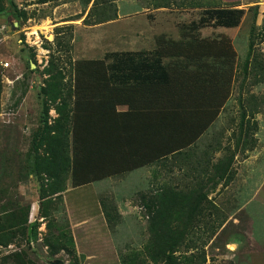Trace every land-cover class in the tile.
Returning a JSON list of instances; mask_svg holds the SVG:
<instances>
[{
	"label": "rangeland",
	"instance_id": "obj_1",
	"mask_svg": "<svg viewBox=\"0 0 264 264\" xmlns=\"http://www.w3.org/2000/svg\"><path fill=\"white\" fill-rule=\"evenodd\" d=\"M211 7L244 13L235 27L199 30L203 37L230 39L235 71L231 94L200 141L201 149L211 146L210 167L193 169V183L189 169L178 176L185 177L176 188L193 192L190 205L197 208L186 211L192 220L180 227L185 236L174 256L192 264H264V0H169L159 7L153 0H117L115 16L95 24L84 21L89 7L77 0H0V264H120L119 254L143 247L152 235L158 186L151 182L123 202L112 187L118 178L108 175V159L110 178L69 189L65 204L64 191L57 196L47 187L51 179L41 163L49 149L43 136H58L70 110L75 60L152 51L156 37L180 39ZM14 8L22 13L18 19ZM175 62L182 67L187 61ZM228 81L219 77L216 83ZM224 156H232V166L222 178L211 164ZM101 201L116 206L113 230ZM139 201L150 208L148 218L136 210ZM66 225L78 241L75 253L53 245L52 235Z\"/></svg>",
	"mask_w": 264,
	"mask_h": 264
},
{
	"label": "trees",
	"instance_id": "obj_2",
	"mask_svg": "<svg viewBox=\"0 0 264 264\" xmlns=\"http://www.w3.org/2000/svg\"><path fill=\"white\" fill-rule=\"evenodd\" d=\"M60 0H36L38 3ZM76 1V0H62ZM89 7L84 19L89 24L107 21L116 14L117 0H77ZM155 7L169 5V0H153ZM14 5V4H13ZM16 19L22 14L14 8ZM244 9L235 7H211L202 10L198 20H193L181 32V38L174 40L159 35L156 47L152 51H122L107 53L100 59H78L73 63V78L69 95L72 105L60 124L59 135L52 139L43 136L49 149L48 157L43 160V170L50 177L48 189L50 194L61 195L66 190V180L70 178L72 187L96 182L107 177V161L110 160V173L113 172L111 137V113L121 104H128L129 109L118 112L124 143L129 162L122 166L134 169L145 165L150 159L171 153L190 145L218 115L223 99L228 96L230 80L234 79L236 51L227 36L207 38L199 35L202 27H235L239 25ZM184 37V39H183ZM186 60L185 71L175 62L176 58ZM110 60H107L109 59ZM211 58L225 63V70L216 68V82L222 77L226 81V94L218 102L213 97L205 96L213 112L206 114V121L194 123L191 120L194 94L198 91L197 82L188 78L195 71L189 66L199 60ZM167 59V61H165ZM200 65V64H199ZM210 69L205 70L206 73ZM199 84V82H198ZM216 87L218 83H216ZM223 84V82H221ZM200 85V84H199ZM219 87V86H218ZM144 93L145 102L149 105L146 116L149 124L139 132V141L128 135L127 118L130 109H139L142 105H131L129 92ZM148 94H147V93ZM167 94V103L154 107L153 99L163 93ZM218 93V90H217ZM207 97H209L207 99ZM64 108V104L62 105ZM64 112V110H62ZM147 121L144 123L146 124ZM146 128H152L145 134ZM137 144V145H135ZM138 155L139 158H135ZM232 156L220 157L211 167L220 177L230 175ZM46 190V188H45ZM155 199L157 209L151 219V237L142 248L130 249L126 254H119L120 264H192L189 258L184 261L176 258L174 252L185 236L181 226L190 225L196 207L190 202L182 201L180 190L174 186H163L157 191ZM190 200V198H188ZM192 199V198H191ZM105 221L112 230L118 221L116 206L100 202ZM145 207V203H141ZM147 207V206H146ZM145 207L149 213L150 208ZM114 211V216L111 212ZM187 211V213H186ZM147 213V214H148ZM60 228L52 235L56 249L76 252L75 242L69 226ZM83 256V254L81 255Z\"/></svg>",
	"mask_w": 264,
	"mask_h": 264
},
{
	"label": "crops",
	"instance_id": "obj_3",
	"mask_svg": "<svg viewBox=\"0 0 264 264\" xmlns=\"http://www.w3.org/2000/svg\"><path fill=\"white\" fill-rule=\"evenodd\" d=\"M203 37V36H201ZM135 51V50H134ZM139 51V50H137ZM199 63H191L189 68L193 69L195 71L194 75L189 76L190 80L197 82V88L198 91L194 94L193 100V110L191 111V120L194 123L205 122L206 114L212 111L213 112V105H209L207 103V100L203 99L205 96L213 97L214 100H217L218 102L221 100L222 96H225L226 94V83L223 82V84H218L216 87V79L214 71L217 68L218 71L225 70V63L221 64L219 61L216 65V61L211 58H204L202 60H199ZM200 64V65H199ZM216 65V66H215ZM182 71H180V74L184 72L185 65L182 66ZM210 69V71H213L212 74L208 71V73L205 72V70ZM199 82V84H198ZM138 90V89H137ZM135 91L127 90V93L129 92V95H126L129 97L131 105L134 107L137 104L142 105L141 108L134 110L130 109L132 113L127 118V132L128 135L134 136L135 141L138 142L139 139V132H141L142 128L145 127V125L149 124L147 121L148 115V109L145 108V106L149 105L148 101L145 102V92L141 93V95H137ZM218 90V93H217ZM147 93V92H146ZM148 94V93H147ZM230 91L227 97H225L223 100V104L219 110V113L223 106L225 105L226 101L228 100L230 96ZM167 94L166 92L163 93V98L161 94L158 98H154V104H151L150 106H154L156 108L161 107L162 103H167ZM209 97H207L208 99ZM129 109L128 104H121L116 107L115 113H111V137L113 139L111 154H112V160H113V172L116 171L117 173L113 174L110 177L118 178L113 180L112 187L118 189V194L123 195L125 199L123 202L128 203L129 199L128 197L133 195L135 192L143 190L149 186H152L150 183H154L155 186H158L160 189L163 186H174L177 187L180 186V182L178 180H182V178H178L180 173L184 171V169H189L186 174L191 175L189 179L193 180L192 183L197 179L196 176H192V170L198 169L199 172H203L206 169L210 167V163L212 158L210 157V148L211 146L209 143L201 149L200 141L203 139V137L206 135V133L209 131L211 126L216 121L218 115L209 123V125L204 129V131L193 141L190 145L186 147H182L181 149H178L176 151H173L171 153H167L165 155H161L158 158L150 159L149 162L145 163V165L137 167L132 169L129 164L128 168L125 169L122 164L126 161L129 162L130 157L127 153V148L124 143V137H123V131L121 128L118 112L120 111H126ZM206 116V117H205ZM147 121L146 124H144ZM152 128H146L145 134L149 133ZM137 145V144H135ZM135 158H139L138 155L135 156ZM196 158L195 160V166L192 165L191 159ZM141 159V158H139ZM191 168V169H190ZM200 168V169H199ZM175 174V175H174ZM109 176L104 177L105 179L110 178ZM126 177H130V181L127 183L125 182ZM103 178V179H104ZM101 179V180H103ZM100 181V180H99ZM93 183V182H92ZM129 189V192L125 191V185ZM91 184V183H88ZM87 185V184H85ZM82 186V185H81ZM79 187V186H77ZM77 187H67V189L63 192V198L65 201V196L67 195L69 189L77 188ZM179 190V189H178ZM193 191V190H191ZM126 192V193H125ZM158 193V192H157ZM156 193V195H157ZM181 197L183 198L182 201L191 202L193 192L187 191V192H180ZM190 198V200L188 199ZM192 198V199H191ZM142 202H138V205H141ZM65 204H68L67 201H65ZM145 208V207H144ZM87 228L92 229V225H86ZM85 227V226H82ZM78 229L77 234H81L80 229ZM82 229V228H81ZM73 234L74 230L72 228ZM74 238V237H73ZM77 238L75 237V243H78ZM76 247V244H75Z\"/></svg>",
	"mask_w": 264,
	"mask_h": 264
},
{
	"label": "built area",
	"instance_id": "obj_4",
	"mask_svg": "<svg viewBox=\"0 0 264 264\" xmlns=\"http://www.w3.org/2000/svg\"><path fill=\"white\" fill-rule=\"evenodd\" d=\"M135 208L140 213V216L143 215L144 217L148 218V214L145 212V208L143 205H137Z\"/></svg>",
	"mask_w": 264,
	"mask_h": 264
},
{
	"label": "water",
	"instance_id": "obj_5",
	"mask_svg": "<svg viewBox=\"0 0 264 264\" xmlns=\"http://www.w3.org/2000/svg\"><path fill=\"white\" fill-rule=\"evenodd\" d=\"M31 65L33 66L34 64H33V63H31Z\"/></svg>",
	"mask_w": 264,
	"mask_h": 264
}]
</instances>
